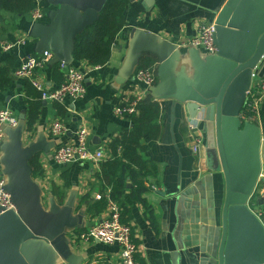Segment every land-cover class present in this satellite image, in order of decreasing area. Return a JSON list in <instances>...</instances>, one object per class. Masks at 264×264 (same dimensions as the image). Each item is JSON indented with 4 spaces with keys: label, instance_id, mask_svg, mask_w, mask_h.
I'll list each match as a JSON object with an SVG mask.
<instances>
[{
    "label": "crops",
    "instance_id": "0c3cea01",
    "mask_svg": "<svg viewBox=\"0 0 264 264\" xmlns=\"http://www.w3.org/2000/svg\"><path fill=\"white\" fill-rule=\"evenodd\" d=\"M223 2L224 0H130L126 10L127 25L117 37L110 61L88 72L87 91L83 98L61 104L65 108L64 114L59 111L57 103L43 104L33 132L26 129V118L23 122L19 118L20 125L17 128L1 125L5 133V141L0 149L2 175L9 180L4 174V157L12 137L22 132V150L33 144L39 145V151L33 157H39L43 174L34 176L30 165L33 157L28 163L32 169V178L40 187L43 207L49 212L54 207L60 210L72 207L71 218L82 223L80 228L74 230L86 229L102 220L107 210L94 215L85 204L81 205V201L86 198L94 203L102 195H108L110 188L102 193L100 187L98 173L101 163L73 162L62 166L55 162L53 152L60 145L74 142L80 126L84 124L88 128L90 148L103 151L105 159L113 157L107 144L132 123L128 115L116 114L115 107L128 103L136 96L142 97V100H156L162 108L163 129L159 139H145L148 148L143 156L150 162L151 172L145 179L148 191L143 197L147 204L129 205L127 209H123L127 224L132 226L133 239L139 245L136 260L138 264H219L224 232L225 173L219 168L220 161L217 167L210 160L206 133L200 124L197 136L203 142L199 152H193L195 133L191 127L197 120L189 118L183 105L176 104L172 124V100L157 95L156 87L147 91L146 86L135 79L143 58H155L156 69L158 59L155 55L144 52L138 58L133 57L134 40L131 31L138 27L155 41L176 46L177 59L172 70L174 81L185 87H193L209 60L201 49L191 45L184 46L182 43L196 35L201 23L211 22L213 11ZM36 3L44 14L40 20L34 19L31 13H2L1 45L14 44L24 36L28 37L26 44L3 50L2 59L15 56L18 66L28 55L39 57L50 53V60L38 69L37 75L46 85L54 88L56 83L52 79V73L60 62H54L53 54L45 45L57 7L49 0H36ZM82 64L73 55L69 65ZM255 74L254 83L264 75V57ZM15 80V86L1 94L3 101L0 102V110L10 108L18 117L21 114L26 116V82L22 79ZM258 115L256 121L252 122L258 123L264 133V105L260 107ZM56 119H61L66 125L65 134L53 136L50 133V125ZM154 166L157 169L155 173ZM132 185L131 182L128 183L127 194ZM254 202L255 204H251L252 209L264 213V185L260 187ZM68 233L66 239L72 250L68 260L57 254L45 240L31 249L32 255L38 256L42 264L117 263L120 250L118 244L78 240L71 243Z\"/></svg>",
    "mask_w": 264,
    "mask_h": 264
},
{
    "label": "water",
    "instance_id": "95a60500",
    "mask_svg": "<svg viewBox=\"0 0 264 264\" xmlns=\"http://www.w3.org/2000/svg\"><path fill=\"white\" fill-rule=\"evenodd\" d=\"M49 1L57 11L45 48L53 54L55 63L69 65L76 35L96 21L107 0ZM212 16L218 53L207 55L209 63L193 87L174 81L177 52L172 43L157 42L134 27L132 55H155L158 82L153 88L160 97L172 100V124L179 103L203 128L210 160L217 167L220 161L219 168L225 173L219 264H264V223L251 208L264 185V133L258 123L240 117L264 57V0H224ZM19 118L23 122L26 116L21 114ZM21 138L22 132L12 137L4 157V174L9 178L5 188L16 211L0 213V264H42L31 252L42 240L68 260L72 250L66 235L82 223L71 218L70 206L63 210L54 207L50 212L43 207L40 187L28 163L39 145L22 150Z\"/></svg>",
    "mask_w": 264,
    "mask_h": 264
},
{
    "label": "trees",
    "instance_id": "16d2710c",
    "mask_svg": "<svg viewBox=\"0 0 264 264\" xmlns=\"http://www.w3.org/2000/svg\"><path fill=\"white\" fill-rule=\"evenodd\" d=\"M129 4L130 0H107L96 21L76 35L73 49L76 61L85 62L88 66H104L110 61L117 37L127 25L126 10ZM36 7V0H0V39L3 32L2 13L24 15ZM3 54L4 51L0 43V102L3 101L1 94L16 84L14 71L17 67V57L10 56L3 60ZM156 62L157 60L153 57H145L138 69H154ZM52 79L56 83L54 88L65 81V71L61 68V63L54 67ZM25 82L26 129L28 132H33L43 109V99L40 91L29 81L25 80ZM57 104L59 111L64 114L65 108L61 104ZM128 117L132 122L131 126L124 128L119 136L114 137L107 144L113 157L101 162L100 173H98L101 191L105 193L110 188L109 197L119 203L122 209L121 220L123 223L128 222L123 209H127L129 205L147 204L143 197L148 191L145 179L151 172H149L150 162L143 156V152L148 148L145 139H159L163 129L162 108L156 100L150 98L142 100L137 111ZM30 165L35 177L43 174L38 156L31 159ZM153 171L154 173L157 171L155 166ZM129 182L133 185L130 193L127 194ZM253 201L255 200L253 199ZM82 204L87 206L90 213L96 215L107 209L108 198L102 195L101 199L94 203H90L86 198L81 201ZM128 217L131 216L128 215ZM82 230L84 229H78L76 232Z\"/></svg>",
    "mask_w": 264,
    "mask_h": 264
},
{
    "label": "built area",
    "instance_id": "2783aa9c",
    "mask_svg": "<svg viewBox=\"0 0 264 264\" xmlns=\"http://www.w3.org/2000/svg\"><path fill=\"white\" fill-rule=\"evenodd\" d=\"M31 15L34 19L40 20L44 16L39 8L32 10ZM216 29L214 22H203L197 28V33L190 40L182 43L184 46L191 45L195 48L201 49L207 55H216L218 53V46L216 43ZM27 36L18 39L14 44H2L3 50H9L14 45H24L27 43ZM51 54L44 53L42 56L28 55L14 71L16 79L27 80L38 91L41 92L43 101L59 104H68L83 98L86 94V77L89 71H92L100 66H88L83 62L82 65L72 66L61 62V68L65 71V81L56 88H51L37 75L39 68L50 60ZM135 79L146 86V90L150 91L157 82V69H138L135 74ZM142 97L136 96L126 104L115 107L114 111L118 115H131L137 111ZM264 105V75L255 83L252 84L247 93L246 102L241 112V119L247 121H256L259 116V109ZM18 115L10 108H3L0 110V149L5 141V133L1 125H8L10 127H17L19 125ZM198 121L193 124L191 130L194 131L195 142L193 152L198 153L203 142L200 136H197ZM67 131L66 125L61 119L54 120L50 125V133L53 136L65 134ZM89 132L87 126L82 124L77 132L74 142L60 145L53 152V158L59 165H67L73 162L80 163H94L100 164L106 160L103 151L93 150L90 148ZM264 175L261 174V177ZM7 179L0 171V213L8 211H16L12 202L11 194L6 190ZM110 192V190H109ZM109 192L107 195L108 206L105 217L98 223L76 232L72 230L68 233L69 239L72 242L82 241L91 242L96 241L107 245L118 244L120 247L118 261L116 264H138L136 255L139 251V245L133 239L132 226L123 223L121 220V207L117 201L110 199ZM252 208V207H251ZM254 210V209H253ZM258 217L264 223L263 212L255 211Z\"/></svg>",
    "mask_w": 264,
    "mask_h": 264
}]
</instances>
